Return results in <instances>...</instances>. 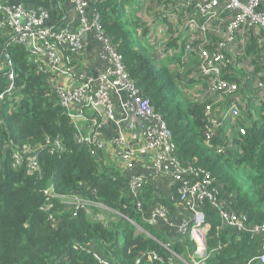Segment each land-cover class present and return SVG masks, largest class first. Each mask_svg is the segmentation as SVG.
Masks as SVG:
<instances>
[{"label":"trees","instance_id":"16d2710c","mask_svg":"<svg viewBox=\"0 0 264 264\" xmlns=\"http://www.w3.org/2000/svg\"><path fill=\"white\" fill-rule=\"evenodd\" d=\"M130 1L93 3L101 28L121 54L130 78L167 123L181 163L211 174L219 208L244 213L247 224L263 225L264 103L257 106L249 101L241 120L247 132L234 133L233 147L218 152L216 146L226 141L224 136L214 138L209 146L205 140L209 101L187 95V87L181 84L190 73L189 64L180 71L181 60L155 52L166 38L164 46L175 50L185 39L183 33L171 36L172 27L159 32V20H151L168 0H141L140 9L132 8ZM168 27L163 22V28ZM261 51L264 41L248 49L256 55ZM6 56L14 70L15 89L0 101V264H104L88 250L98 251L110 264H171L172 253L163 243L191 260L195 246L188 234L171 240L161 225L146 220L159 197L162 202L169 199L152 182L135 196L124 171L109 159L97 158L91 145L78 142L86 130L82 120L73 118L60 103L50 76L37 71L28 46L11 43L7 28L1 27L0 91L9 82ZM236 79L242 84L250 77L243 74ZM189 83L194 85L193 80ZM88 116L87 126L92 114ZM55 140L62 143L64 152H50ZM26 147L38 150L41 178L29 172L26 162L14 166V154ZM51 185L59 195L90 202V212L56 197L53 220L50 212L40 209L47 205L42 190ZM137 201L142 202L141 210ZM203 208L211 225L205 264H263L255 259L264 251L263 235L226 226L219 229V208L210 201ZM103 209L108 215L96 218ZM135 224L151 236L137 232ZM152 253L159 258H152Z\"/></svg>","mask_w":264,"mask_h":264},{"label":"built area","instance_id":"2783aa9c","mask_svg":"<svg viewBox=\"0 0 264 264\" xmlns=\"http://www.w3.org/2000/svg\"><path fill=\"white\" fill-rule=\"evenodd\" d=\"M17 1L0 0V29L7 28L11 43L28 46L37 71L50 76L52 89L73 118L86 121L90 120L88 114H92L91 128L87 134L82 132L78 136V142L91 145V152L97 158L109 159L124 171L135 196L152 179L163 177L168 180L173 185L170 199L178 200L185 216L180 232L190 236L195 250L189 261L173 252L169 244L163 243V247L172 253L171 264H205L211 225L203 204L210 201L219 208L214 181L208 171L181 163L167 123L130 78L121 54L101 28L100 15L93 3L105 0H53L50 7L27 6ZM262 1L168 0L151 19L159 20L156 26L161 33L172 27L171 36L185 34L179 48L167 49L164 46L166 38L159 42L163 47H159L157 53H168V57L181 60L180 71L184 72L185 65L189 64L190 73L181 84L193 87L191 92L196 98L208 99L205 140L213 146L214 138L224 136L226 141L216 146L219 153L234 146V133L246 134L247 127L241 120L244 109L249 110V101L257 106L264 103V52L259 57L248 52L252 38L264 41V14L259 11ZM64 2L73 4L80 16L77 30H71L60 21L66 16ZM54 8L59 11H56L55 19L52 16ZM163 22L168 23V30L163 28ZM251 26H254L252 33ZM82 32L91 35L95 44L93 51L98 49L99 57L94 53L87 55V42L81 38ZM96 40L100 42L99 46ZM256 57L257 62L253 63L251 59ZM6 63L9 82L0 91V101L15 89L14 70L8 56ZM243 74L250 79L241 84L236 78L241 79ZM190 80L194 85H189ZM253 100H259L260 104ZM121 116L131 129L121 130L115 138H106L102 127L118 122ZM124 132H131V136ZM49 150L60 153L65 148L55 140ZM37 153V149L27 147L15 153L14 166L26 162L29 172L41 178ZM143 156L147 160L146 169L140 171ZM42 191L47 205L40 209L50 212L52 219L53 199L56 197L77 210L90 209V202L79 196L59 195L52 185ZM100 206L104 207L103 204ZM137 207L141 210L142 202L137 201ZM156 210L157 207L150 210L146 219L149 223H156L158 217H167L168 213L161 214ZM219 215L222 221L219 229L226 226L235 231L263 235L264 241V224H247V216L232 209L219 208ZM88 251L100 263L110 264L98 251ZM152 258L158 259L159 256L152 253ZM255 259L264 264V251Z\"/></svg>","mask_w":264,"mask_h":264},{"label":"crops","instance_id":"0c3cea01","mask_svg":"<svg viewBox=\"0 0 264 264\" xmlns=\"http://www.w3.org/2000/svg\"><path fill=\"white\" fill-rule=\"evenodd\" d=\"M23 3L27 6H31V5H34V4H37V5H44L45 7H50V5H53V0H18L17 3ZM64 8H65V18L60 20L62 21V23L64 25H66L67 27H69L71 30H77L79 28V21H80V16L76 10V8L74 7L73 4L71 3H68V2H64ZM56 11L59 13L58 10H55L52 9V16L53 18L55 19L56 17ZM259 11H261L263 14H264V0L261 2V5L259 7ZM251 29V33L254 31V26H251L250 27ZM258 29V28H256ZM255 29V30H256ZM259 31V30H257ZM257 35V33H255ZM253 35V34H252ZM252 42L249 44V47H251L253 44H255L257 42V44L260 42L259 39H253L252 38ZM85 43H86V53L87 55L90 53V54H93V46H95V44H93V40H92V37L91 35H88V38L87 40H84ZM88 44V46H87ZM163 47V43H160L159 44V47ZM158 51V49H157ZM155 50V52H157ZM264 51H261L260 53H263ZM260 53L257 54V56L259 57L260 56ZM94 55V54H93ZM251 61L253 63L257 62V57L256 58H252ZM81 124H83V126L85 127L84 129H86L85 131H87V121L85 120H82L81 121ZM90 124V123H89ZM88 124V131L90 130L91 128V125ZM123 129H131V126L130 124L123 118V116H121L119 119H118V122H114L113 124H108L107 126H103L102 127V132L104 134V136L108 139H111L112 137L115 138L118 133L123 130ZM147 162L146 160V157L143 156L141 158V161L139 163V168L142 169V170H145V163ZM157 179H152L150 182L154 183L155 186H160L161 187V191L163 193V195L169 199L170 201V204H171V199H170V194L172 192V188H173V185L171 186L170 185V182L166 179H163V181H161L159 183L156 182ZM173 202V201H172ZM173 205V208L171 209V213L167 214V217H158L157 218V224L158 225H161L163 227V230L164 232H166L168 234V236L170 237L171 240H177L179 238L182 237V234L180 232V224L183 220V218L185 217L184 216V212L182 211V206L179 204V207L176 208L175 210V204L172 203Z\"/></svg>","mask_w":264,"mask_h":264},{"label":"rangeland","instance_id":"374dc122","mask_svg":"<svg viewBox=\"0 0 264 264\" xmlns=\"http://www.w3.org/2000/svg\"><path fill=\"white\" fill-rule=\"evenodd\" d=\"M141 0H132V1H130L129 2V5H131L132 6V8H134V9H140V7H141ZM96 45H100V42L98 41V40H96ZM98 49H94V51H93V53L96 55V56H98ZM99 57V56H98ZM193 87H188L187 86V92H186V94L187 95H189V96H191V97H195V95L194 94H192L191 93V89H192ZM257 116L256 115H254L253 114V122H254V118H256ZM83 133H85V131H83ZM124 134L126 135V136H128V137H130L131 136V132H127V133H125L124 132ZM117 166V165H116ZM139 170L140 171H144V170H142V169H140L139 168ZM163 181V177H160V179L159 178H157V183H159V184H161L160 182L161 181ZM155 189H156V191L160 194L162 191V189H161V187L160 186H156L155 187ZM161 191V192H160ZM159 197V196H158ZM161 197H159L158 198V200H157V203L156 204H154L151 208H154V207H157V210H156V212H159V213H161V214H167V213H171V209L173 208V205H172V203H174L175 204V210H176V208L177 207H179V203H178V200H175V201H171V204H170V201H166V200H163V202H162V199H160ZM177 206V207H176ZM104 209H106V210H108V208L107 207H105L104 206ZM102 210V213H97V214H95V216H96V218H102L103 217V213H104V215H108V213H107V211L106 210ZM89 212H90V209L88 210ZM183 211V210H182ZM169 213V214H170ZM159 216H161L160 214H159ZM53 220H54V218H53ZM156 224V223H155ZM136 225V224H135ZM137 226V232H144V233H147V235H149V236H151V234L150 233H148L143 227H141V226H139V225H136ZM207 248H208V245H207ZM189 260V259H188ZM189 261H191V260H189Z\"/></svg>","mask_w":264,"mask_h":264},{"label":"water","instance_id":"95a60500","mask_svg":"<svg viewBox=\"0 0 264 264\" xmlns=\"http://www.w3.org/2000/svg\"><path fill=\"white\" fill-rule=\"evenodd\" d=\"M81 38H82L83 40H87V38H88V33H87V32H82V33H81Z\"/></svg>","mask_w":264,"mask_h":264}]
</instances>
